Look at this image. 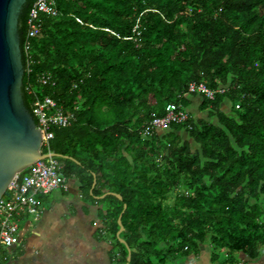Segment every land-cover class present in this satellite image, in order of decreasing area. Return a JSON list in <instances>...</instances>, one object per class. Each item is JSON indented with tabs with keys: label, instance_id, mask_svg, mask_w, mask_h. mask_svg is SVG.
Instances as JSON below:
<instances>
[{
	"label": "trees",
	"instance_id": "16d2710c",
	"mask_svg": "<svg viewBox=\"0 0 264 264\" xmlns=\"http://www.w3.org/2000/svg\"><path fill=\"white\" fill-rule=\"evenodd\" d=\"M35 1L18 20L24 103L32 113L37 98L50 96L75 116L53 127L41 149L77 178L88 202L102 205L120 263L176 264L205 244L211 264H240L238 253L259 259L264 0H55L58 16H39L25 52ZM192 81L226 90L214 99L199 94L205 117L189 113L187 122L144 136L169 103L188 108L197 95L185 94Z\"/></svg>",
	"mask_w": 264,
	"mask_h": 264
},
{
	"label": "crops",
	"instance_id": "0c3cea01",
	"mask_svg": "<svg viewBox=\"0 0 264 264\" xmlns=\"http://www.w3.org/2000/svg\"><path fill=\"white\" fill-rule=\"evenodd\" d=\"M192 96L201 102L200 95ZM40 200L44 208L41 216L21 219L19 242L0 247V264H121L118 249L104 228L102 205L85 199L77 178H67L66 189L40 196ZM209 253L205 244L201 254L193 258L209 259ZM242 262L264 264V252L254 262L243 256Z\"/></svg>",
	"mask_w": 264,
	"mask_h": 264
},
{
	"label": "built area",
	"instance_id": "2783aa9c",
	"mask_svg": "<svg viewBox=\"0 0 264 264\" xmlns=\"http://www.w3.org/2000/svg\"><path fill=\"white\" fill-rule=\"evenodd\" d=\"M56 17L59 11L55 0H36L30 9L28 29L24 50L30 48V39L38 35L40 15ZM141 35L139 20L133 28L136 40ZM130 37V38H133ZM50 74L40 77L42 84H47ZM226 88L212 89L204 82L192 81L185 94H200L208 99H214L217 93H224ZM236 107H239L237 104ZM32 115L37 121L36 127L42 133V143H48L54 135L53 127H66L72 123L75 116L65 112L50 96L37 98L32 108ZM189 119V112L181 104L169 103L165 114L148 121L143 127V135L148 137L154 132L168 129L173 123H185ZM42 145V144H41ZM44 159L37 160L25 170L19 172L10 182L6 192L0 198V247H11L19 242L20 221L23 217L38 218L43 212L40 196L50 195L53 191L67 188V177L64 175L63 163L53 156L52 151ZM6 194V195H5Z\"/></svg>",
	"mask_w": 264,
	"mask_h": 264
},
{
	"label": "water",
	"instance_id": "95a60500",
	"mask_svg": "<svg viewBox=\"0 0 264 264\" xmlns=\"http://www.w3.org/2000/svg\"><path fill=\"white\" fill-rule=\"evenodd\" d=\"M26 1L0 0V198L19 172L49 156L41 153L42 133L25 106L22 93L25 68L18 20ZM53 156L56 155L53 153ZM95 184L96 177L92 189ZM121 216L117 236L124 229ZM121 241L125 243L123 239ZM127 249V260L130 261L131 251L128 246Z\"/></svg>",
	"mask_w": 264,
	"mask_h": 264
},
{
	"label": "rangeland",
	"instance_id": "374dc122",
	"mask_svg": "<svg viewBox=\"0 0 264 264\" xmlns=\"http://www.w3.org/2000/svg\"><path fill=\"white\" fill-rule=\"evenodd\" d=\"M199 103H200L199 98L196 97V96H192L191 104L189 105V107L187 109L190 110V113H191V115L194 118H196V117H205L206 116L205 112H201L199 110V108H198ZM230 108H231L230 107V103L226 101L223 104L224 111L230 113L231 112ZM163 130H166V129H163ZM163 130H160L161 131L160 133H163L164 132ZM262 249H263V252H264V247ZM237 257L241 261L240 264H242V257H243L242 254L238 253ZM193 259L191 258V260H189V261L188 260L178 261L176 264H211V262L209 261L208 257H206V256L204 258L200 257L198 259H196V258L194 260Z\"/></svg>",
	"mask_w": 264,
	"mask_h": 264
}]
</instances>
